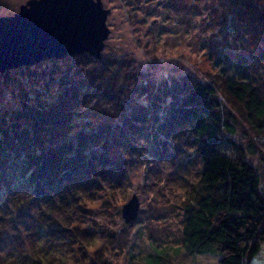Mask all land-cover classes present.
<instances>
[{
  "label": "rangeland",
  "instance_id": "374dc122",
  "mask_svg": "<svg viewBox=\"0 0 264 264\" xmlns=\"http://www.w3.org/2000/svg\"><path fill=\"white\" fill-rule=\"evenodd\" d=\"M28 1L0 0V17L14 15ZM101 3L109 11V35L100 57L110 67L113 62L118 64L114 67L127 76L126 83L158 85L189 78L206 81L216 73V61L223 59L243 62L264 98V28L254 27L260 21L257 13H264V0ZM84 61L83 56H68L0 73V117L22 108L23 93H43L49 98L59 91L52 85L59 79L75 85L85 80L92 89L112 86L110 89L117 91L116 82L95 81L99 66H87ZM104 76L108 79L107 73ZM142 101L137 99L134 105ZM97 107L110 111L104 101ZM92 108L90 103L82 113L87 124L95 126L100 117L88 112ZM240 126L233 138L245 147H255L256 156L248 155L247 159L263 180L264 139H256L248 126ZM185 140V136L170 142L151 137L134 140L121 152L124 161L119 178L98 182V189L93 191L76 188L58 212L44 204L34 209L31 202L26 203L30 207L27 217L49 225L43 240L21 219L9 220L16 210L9 215V198H5L7 203L0 209V264H218L215 256L189 255L182 248L183 207L200 172L199 161L183 145ZM156 150L167 157L161 159ZM133 196L139 204L137 219L125 224L121 209ZM250 264H264V243Z\"/></svg>",
  "mask_w": 264,
  "mask_h": 264
},
{
  "label": "trees",
  "instance_id": "16d2710c",
  "mask_svg": "<svg viewBox=\"0 0 264 264\" xmlns=\"http://www.w3.org/2000/svg\"><path fill=\"white\" fill-rule=\"evenodd\" d=\"M257 14L254 27L264 28V13ZM82 56L84 65L99 66L95 81L116 82L117 91L59 79L52 82L59 91L49 98L23 93L22 108L0 117V209L9 198V215L16 210L9 220L21 219L43 240L49 225L27 217L26 203L58 212L76 188L93 191L98 182L119 178L121 152L134 140L170 142L185 136L183 145L199 161L200 172L183 207L182 248L189 255L215 256L218 264H250L264 243V179L247 159L256 156L255 147L233 137L242 123L256 139H264V98L246 65L220 59L206 81L131 84L115 62L110 67L103 57ZM137 99L143 101L134 105ZM100 101L109 113L97 107ZM90 103L88 112L100 117L95 126L82 113Z\"/></svg>",
  "mask_w": 264,
  "mask_h": 264
},
{
  "label": "water",
  "instance_id": "95a60500",
  "mask_svg": "<svg viewBox=\"0 0 264 264\" xmlns=\"http://www.w3.org/2000/svg\"><path fill=\"white\" fill-rule=\"evenodd\" d=\"M101 0H29L0 17V73L44 60L88 55L99 60L109 30ZM138 200L123 205L125 224L137 219Z\"/></svg>",
  "mask_w": 264,
  "mask_h": 264
}]
</instances>
